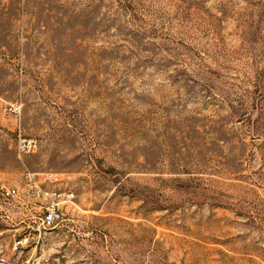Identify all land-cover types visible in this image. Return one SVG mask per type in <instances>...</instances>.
<instances>
[{
    "label": "rangeland",
    "instance_id": "374dc122",
    "mask_svg": "<svg viewBox=\"0 0 264 264\" xmlns=\"http://www.w3.org/2000/svg\"><path fill=\"white\" fill-rule=\"evenodd\" d=\"M27 172L73 204L13 250ZM31 259L264 264V0H0V264Z\"/></svg>",
    "mask_w": 264,
    "mask_h": 264
},
{
    "label": "built area",
    "instance_id": "2783aa9c",
    "mask_svg": "<svg viewBox=\"0 0 264 264\" xmlns=\"http://www.w3.org/2000/svg\"><path fill=\"white\" fill-rule=\"evenodd\" d=\"M18 107H14V111L17 112ZM36 143L33 139L21 138L18 139L16 148L19 152L28 153L36 150ZM24 185L20 188L17 186L4 187L2 190V196L5 199L23 200V198L35 197L38 200L40 208H42L41 215L37 216L38 227L36 228L38 233L27 232L23 235V238H19L13 243V250L24 247L30 239L36 237L37 241L41 238V230L48 231L55 228L62 220L69 208V205L73 204V193L69 191H50L48 189L41 188L33 174L27 172L24 175ZM45 233V232H44ZM27 264H42L39 259H31L27 261Z\"/></svg>",
    "mask_w": 264,
    "mask_h": 264
},
{
    "label": "trees",
    "instance_id": "16d2710c",
    "mask_svg": "<svg viewBox=\"0 0 264 264\" xmlns=\"http://www.w3.org/2000/svg\"><path fill=\"white\" fill-rule=\"evenodd\" d=\"M133 14H132V18H136L137 17V14H135V11L134 12H132ZM130 21V20H129ZM128 21V22H129ZM131 24H133L132 22H131Z\"/></svg>",
    "mask_w": 264,
    "mask_h": 264
}]
</instances>
